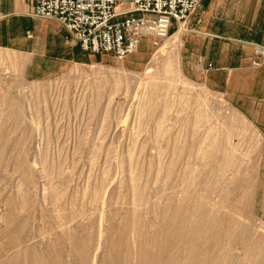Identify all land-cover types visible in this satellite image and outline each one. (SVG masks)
<instances>
[{"label":"rangeland","instance_id":"obj_1","mask_svg":"<svg viewBox=\"0 0 264 264\" xmlns=\"http://www.w3.org/2000/svg\"><path fill=\"white\" fill-rule=\"evenodd\" d=\"M209 5L123 59L37 17L29 51L0 49V264H264L259 135L223 92L263 31Z\"/></svg>","mask_w":264,"mask_h":264},{"label":"built area","instance_id":"obj_2","mask_svg":"<svg viewBox=\"0 0 264 264\" xmlns=\"http://www.w3.org/2000/svg\"><path fill=\"white\" fill-rule=\"evenodd\" d=\"M201 0H35L34 16L58 21L85 51L123 59L144 39L159 45ZM264 57L253 46L252 63ZM209 69L212 65L209 64Z\"/></svg>","mask_w":264,"mask_h":264},{"label":"crops","instance_id":"obj_3","mask_svg":"<svg viewBox=\"0 0 264 264\" xmlns=\"http://www.w3.org/2000/svg\"><path fill=\"white\" fill-rule=\"evenodd\" d=\"M230 1L239 8L236 11L232 9V11L222 12L223 17L221 18L217 17L219 15L215 4L217 0H212L213 5L208 6L207 13L210 16L213 15L211 20L215 25L220 24V20L223 21L218 29L261 30L263 31L262 43L264 44V0ZM225 5H227L226 2ZM244 6L251 7L248 12L250 18L246 17L245 9L247 8ZM34 11L35 0H0V49L12 52L31 49V39L29 38H31L33 30L32 18H36ZM18 20L22 24L19 29ZM219 37L224 38V36ZM257 41L256 43H259V40ZM232 53L230 73L224 75L226 76V85L223 87V92L228 95L231 106L247 120L259 135V146L256 149V160L253 167L255 173L252 180V205L256 217L264 221V61L259 67H251L248 64L251 55L250 49L235 50ZM229 82L230 90L227 89Z\"/></svg>","mask_w":264,"mask_h":264},{"label":"bare ground","instance_id":"obj_4","mask_svg":"<svg viewBox=\"0 0 264 264\" xmlns=\"http://www.w3.org/2000/svg\"><path fill=\"white\" fill-rule=\"evenodd\" d=\"M185 23V22H184ZM184 23L183 22H181L180 24H179V28L180 27H182L183 25H184ZM184 27V26H183ZM178 28V29H179ZM180 30V29H179ZM180 32V33H179ZM179 32H176L173 36H175L176 34H177V36H178V34H181V31H179ZM159 57V56H158ZM157 55H155V58H154V61H157ZM159 63H160V65H161V70H162V72L165 74V70L168 72L169 71V68L171 67V65H170V62H164V60L163 59H161L160 61H158ZM153 69H151L150 71H152ZM149 71V72H150ZM211 262H213V261H211ZM215 262V261H214ZM209 263V262H208Z\"/></svg>","mask_w":264,"mask_h":264}]
</instances>
